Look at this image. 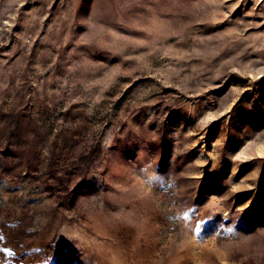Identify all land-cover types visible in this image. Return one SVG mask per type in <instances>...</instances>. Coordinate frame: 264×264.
I'll return each instance as SVG.
<instances>
[{"label":"rangeland","instance_id":"1","mask_svg":"<svg viewBox=\"0 0 264 264\" xmlns=\"http://www.w3.org/2000/svg\"><path fill=\"white\" fill-rule=\"evenodd\" d=\"M0 264H264V0H0Z\"/></svg>","mask_w":264,"mask_h":264}]
</instances>
